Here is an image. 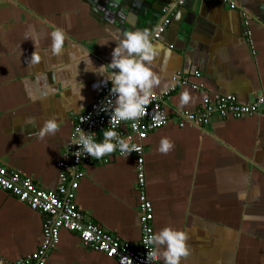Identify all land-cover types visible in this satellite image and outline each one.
<instances>
[{
    "label": "crops",
    "instance_id": "1",
    "mask_svg": "<svg viewBox=\"0 0 264 264\" xmlns=\"http://www.w3.org/2000/svg\"><path fill=\"white\" fill-rule=\"evenodd\" d=\"M177 1L0 0V163L57 190L64 171L58 163L78 115L112 86L85 71L84 61L109 63L115 41L98 42L112 31L151 33L170 7L172 22L154 42L159 54L152 68L160 77L154 95L171 121L143 142L154 232L165 226L186 231L189 254L181 264H264V0ZM54 27L66 36L57 56L49 47ZM26 32L35 36L37 64H27L35 45L24 39ZM184 92L190 99L181 104ZM214 94H234L245 103L262 99L263 105L243 118L214 113L208 123L179 125L180 112H203ZM28 116L34 126L25 124ZM53 117L58 131L39 139V128ZM164 137L173 142L166 154L156 150ZM78 171L75 203L84 221L138 246L137 155L114 152ZM43 218L0 189V264H16L38 249ZM45 264L119 263L62 229Z\"/></svg>",
    "mask_w": 264,
    "mask_h": 264
},
{
    "label": "built area",
    "instance_id": "2",
    "mask_svg": "<svg viewBox=\"0 0 264 264\" xmlns=\"http://www.w3.org/2000/svg\"><path fill=\"white\" fill-rule=\"evenodd\" d=\"M184 3L185 0L177 1L179 5H183ZM230 6L231 8H235L237 4L231 2ZM172 10L170 7L163 8V19L151 32L153 43L162 39L163 34L171 24ZM243 15L248 16V13L245 11ZM110 89L111 87H107L101 95L95 98L84 113L78 115L74 139L67 146L63 160L58 163V166L64 171L61 173L60 184L57 190L42 189L33 179L23 176L19 172L0 163V189L15 195L19 200L27 203L33 210L38 211L44 216L40 246L28 258H24L16 264H45L47 255L59 243L62 229L77 233L86 246L104 253L119 264H128V257L131 258L132 264H149L146 258L149 249L143 242L149 232H154V209L146 191V174L144 170L145 147L143 142L150 132L166 126L171 121L162 104L161 96L155 95V99L148 105L147 114L141 119L135 122L121 121L114 129L122 139L127 140L130 145H135L139 149L138 152L135 150L132 152L137 155L138 161L137 184L142 229L140 244L135 246L132 242L125 241L95 224L85 222L82 212L77 208L75 203L76 190L79 187V178L82 174L78 171V167L92 161L93 158L85 155L82 150L78 151L80 146L73 143V141L80 128L84 131L93 132L97 142L102 141V130L109 127L110 113L101 111L100 109L110 97ZM261 105H263L262 99H255L250 103H245L234 94H214L213 98L205 101L203 112H180L179 125L183 127L187 124L201 125L208 123L211 117L214 116V113H217L221 117L232 115L236 118H243L258 113ZM157 113L164 114L162 123L156 124L154 122L153 116ZM133 123L136 124L135 129L132 127ZM76 151L78 152L76 153ZM114 152L120 154L118 150ZM69 174H72V176H69ZM152 264L161 263L157 259Z\"/></svg>",
    "mask_w": 264,
    "mask_h": 264
},
{
    "label": "clouds",
    "instance_id": "3",
    "mask_svg": "<svg viewBox=\"0 0 264 264\" xmlns=\"http://www.w3.org/2000/svg\"><path fill=\"white\" fill-rule=\"evenodd\" d=\"M28 38L34 42L35 51L28 58L27 64H37L41 60V55L36 51L35 36L26 32L24 39ZM49 38L51 54L59 55L66 39L64 30L54 27L49 32ZM110 41H115V47L112 49L109 63L97 67L90 56L88 61H84L85 71L104 76L105 80L102 83L111 82V95L100 109L110 113L109 127L102 130L103 139L100 142L95 140L93 132L84 131L81 128L78 129L73 141L80 146L78 151L82 150L85 155L95 160L117 150L124 158L133 150L139 151L135 145H130L127 140L122 139L114 129L121 121L135 122L145 116L148 112V105L155 99L154 89L160 84V77L152 68V63L159 52L147 29L126 30L122 35L118 31H112L109 39L98 43L107 45ZM89 64L92 67H89ZM26 91L31 98H35L32 97L30 90L26 88ZM189 99L188 93L184 92L181 96V104L188 103ZM153 120L156 124L162 123L164 114L157 113L153 116ZM25 124L34 126L35 117H26ZM132 127L135 129L136 124L133 123ZM57 131L58 123L53 117L44 121L36 135L39 139H43L46 135H54ZM172 147L173 142L164 137L161 138L156 150L166 154ZM187 240L185 230L171 226H165L156 232H149L143 242L149 249L147 261L152 264L153 261L162 259L163 264H181V259L189 254ZM128 264H132L130 257H128Z\"/></svg>",
    "mask_w": 264,
    "mask_h": 264
}]
</instances>
